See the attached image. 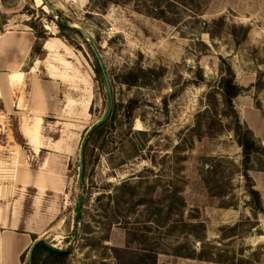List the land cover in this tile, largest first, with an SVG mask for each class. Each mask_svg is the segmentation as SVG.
Wrapping results in <instances>:
<instances>
[{
    "label": "rangeland",
    "instance_id": "374dc122",
    "mask_svg": "<svg viewBox=\"0 0 264 264\" xmlns=\"http://www.w3.org/2000/svg\"><path fill=\"white\" fill-rule=\"evenodd\" d=\"M49 1L54 10L42 0H0V33L45 31L69 46L63 56L57 49L63 80L39 131L61 137L54 147L66 152L58 173L41 165L55 192L44 202L55 218L42 238L70 255L45 253L38 264H117L112 248L127 246L158 252L157 264H264V151L250 163L259 209L219 88L231 67L245 88L238 102L253 108L264 135V0H179L167 20L153 15L152 0ZM76 25L101 55L114 98L87 143L84 184L80 146L110 98ZM21 259L29 264V250Z\"/></svg>",
    "mask_w": 264,
    "mask_h": 264
},
{
    "label": "crops",
    "instance_id": "0c3cea01",
    "mask_svg": "<svg viewBox=\"0 0 264 264\" xmlns=\"http://www.w3.org/2000/svg\"><path fill=\"white\" fill-rule=\"evenodd\" d=\"M36 41L32 31L0 33V264H22L23 253L51 226L54 207H45L44 202L48 192H54L53 179L48 176L43 194L36 183L40 173L46 172L42 163L48 160L58 173L62 155L66 153L63 146L61 150L54 147L61 137L46 135L39 129L53 111L50 99L54 83L63 80L49 76L44 63L48 55L46 44L51 41L62 56L69 46L59 37H48L42 42L45 56L33 57ZM238 97L235 105L264 143L253 108L238 102ZM44 150L45 157L32 168L33 157L37 158Z\"/></svg>",
    "mask_w": 264,
    "mask_h": 264
},
{
    "label": "trees",
    "instance_id": "16d2710c",
    "mask_svg": "<svg viewBox=\"0 0 264 264\" xmlns=\"http://www.w3.org/2000/svg\"><path fill=\"white\" fill-rule=\"evenodd\" d=\"M117 1V0H113ZM179 0H152L153 5L151 6L152 11H154L153 15L157 18L167 20V12L173 11L176 2ZM154 9V10H153ZM37 41L33 48V57L34 55H38L43 58L45 56V51L42 48V42L47 39L46 32H35ZM229 73H224L219 81V88L221 91V100L224 106L231 112L232 118L236 125L234 129L237 142L239 146L243 150L244 156V170L243 175L245 179L250 183V192L255 197L257 207L262 206V197L259 190L255 188L253 184V179L250 175V163L255 154L264 151V145L259 141V139L255 136L253 130L244 122L241 121L240 113L235 105V98L243 93L245 88L241 86L237 81L235 74L233 73L231 67L228 68ZM113 251L117 254V264H147L145 263L146 259L152 258V264H157V259L159 253L154 251V254H145L147 252L137 253L130 246L121 248V247H113ZM49 254L50 256H55L59 260L66 261L70 255L69 250H63L59 248H55L49 245L45 240H42L35 248L33 254V264H38L44 254ZM124 255V256H123ZM177 255L181 256L182 254L177 253ZM23 257V255H22ZM138 260H134V259Z\"/></svg>",
    "mask_w": 264,
    "mask_h": 264
},
{
    "label": "water",
    "instance_id": "95a60500",
    "mask_svg": "<svg viewBox=\"0 0 264 264\" xmlns=\"http://www.w3.org/2000/svg\"><path fill=\"white\" fill-rule=\"evenodd\" d=\"M43 2H45L47 4V6L54 10V6L53 4H51V2L49 0H43ZM76 28H78V30L80 31V33L85 37L86 42L90 45V47L92 48L98 62L99 65L101 67V70L103 72L106 84H107V88H108V92H109V98H110V106L109 109L106 113V115L101 118L100 120H98L97 122H95L85 133L81 146H80V182L81 184H84V176H85V153H86V147H87V143L89 141L90 136L99 128L101 127L103 124H105L111 117L112 112H113V108H114V98H113V91H112V86L109 80V77L107 75L103 60L101 58V55L99 54L98 50L96 49V47L93 45V43L91 42V40L86 36L85 32L78 26H75ZM84 196L85 193L84 191L81 193L80 196V200H79V204H78V209H77V220L79 221V219L81 218L82 215V208H83V204H84ZM253 234V233H252ZM43 240L42 237H38L34 240L33 244L31 245L30 249H29V264H33V254H34V250L36 248V246Z\"/></svg>",
    "mask_w": 264,
    "mask_h": 264
},
{
    "label": "bare ground",
    "instance_id": "6f19581e",
    "mask_svg": "<svg viewBox=\"0 0 264 264\" xmlns=\"http://www.w3.org/2000/svg\"><path fill=\"white\" fill-rule=\"evenodd\" d=\"M43 1V0H42ZM77 26V25H76ZM47 50H48V55L44 61L46 67H47V70H48V73H49V76L53 79H59L60 78V74L57 73V71L55 70V68L53 67V62L57 59L56 57L58 56L59 52L57 49L54 48V46L52 45L51 42H48L46 44V47H45ZM40 62V61H39ZM38 64V63H37ZM37 64L35 65V67L32 69V73L35 72V70L37 69ZM41 114V113H40ZM47 163V162H46ZM50 163V162H49ZM52 168V166H51ZM47 179H48V174L47 172H42L40 173L38 179H37V187H38V190L40 192H44V189L46 188V182H47Z\"/></svg>",
    "mask_w": 264,
    "mask_h": 264
}]
</instances>
